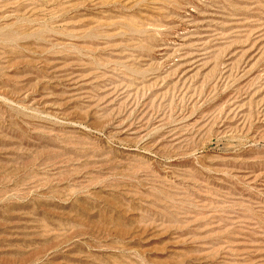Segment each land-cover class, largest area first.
<instances>
[{
    "label": "rangeland",
    "instance_id": "rangeland-1",
    "mask_svg": "<svg viewBox=\"0 0 264 264\" xmlns=\"http://www.w3.org/2000/svg\"><path fill=\"white\" fill-rule=\"evenodd\" d=\"M0 264H264V0H0Z\"/></svg>",
    "mask_w": 264,
    "mask_h": 264
}]
</instances>
